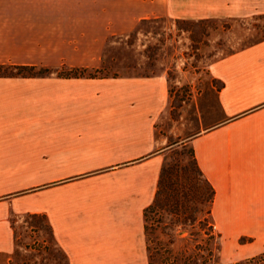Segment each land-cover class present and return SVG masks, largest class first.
Here are the masks:
<instances>
[{
  "label": "crops",
  "instance_id": "obj_1",
  "mask_svg": "<svg viewBox=\"0 0 264 264\" xmlns=\"http://www.w3.org/2000/svg\"><path fill=\"white\" fill-rule=\"evenodd\" d=\"M254 17L264 0H0V65L47 70L0 77V264H13L10 218L24 216L44 219L66 264H148L167 78L67 72L98 69L106 39L140 21ZM207 74L217 107L186 142L212 190L219 260L235 263L264 253V37Z\"/></svg>",
  "mask_w": 264,
  "mask_h": 264
},
{
  "label": "rangeland",
  "instance_id": "obj_2",
  "mask_svg": "<svg viewBox=\"0 0 264 264\" xmlns=\"http://www.w3.org/2000/svg\"><path fill=\"white\" fill-rule=\"evenodd\" d=\"M264 37V17L242 21H140L132 31L106 39L95 76H166L168 107L155 124L165 147L162 166L177 191L187 195L165 205L162 196L145 213L146 245L155 264H264L260 259L222 263L209 225L208 190L197 179L186 139L216 110L218 83L207 66ZM4 72H10L5 70ZM62 73H65L63 71ZM13 264H66L42 218L11 217ZM175 261L170 262L169 259ZM209 258V261L207 260Z\"/></svg>",
  "mask_w": 264,
  "mask_h": 264
},
{
  "label": "trees",
  "instance_id": "obj_3",
  "mask_svg": "<svg viewBox=\"0 0 264 264\" xmlns=\"http://www.w3.org/2000/svg\"><path fill=\"white\" fill-rule=\"evenodd\" d=\"M5 70H9L10 72H4ZM97 70H85V69H73L67 72V75L73 76V77H87V78H94L96 77L95 74ZM96 72V73H95ZM47 74V70L43 69V68H38V67H33V66H11V65H0V77H16V76H21V77H33V76H41ZM101 78H104V76H100ZM191 153V150H190ZM191 158L193 161V166L195 169V174L197 175V179L200 180L201 183H203L207 190H208V217H209V206H210V201H211V197H212V190L210 188V186L208 185V183L205 181V179L201 176L199 170L196 167V164L194 162V159L192 157V153H191ZM187 195V193H185V191L180 190L177 191V189L174 188L171 179L168 177V175L166 174L163 166H161L160 168V172H159V176H158V182H157V189L154 195V200L152 202V205L150 207H148L147 209L144 210L143 212V218H144V235H145V239H146V227H145V213L148 209L152 208L153 206L157 205L159 198L162 196V198L164 199V204L165 205H171V202H175L177 201V197L180 198H184ZM28 218H41L39 216H25ZM43 219V218H42ZM44 220V219H43ZM209 225L211 226V228L213 229L211 223H210V219H209ZM50 238L52 240V236L50 233V229L49 227L46 225ZM214 231V229H213ZM217 238V237H216ZM53 241V240H52ZM54 242V241H53ZM146 253H147V262L148 264H155L152 263L149 260V256H148V249H147V245H146ZM264 256V253L259 254L257 256H254L252 258L249 259H260ZM170 262L175 261L174 258L169 259ZM209 261V258L207 259ZM245 261V260H243ZM176 262V261H175ZM66 263V260H65ZM215 264V263H214Z\"/></svg>",
  "mask_w": 264,
  "mask_h": 264
}]
</instances>
